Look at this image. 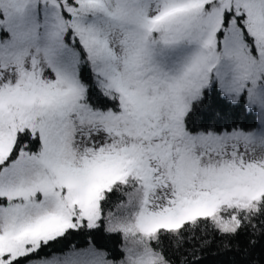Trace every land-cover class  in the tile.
Returning <instances> with one entry per match:
<instances>
[{
	"label": "snow or ice",
	"instance_id": "6c2138e0",
	"mask_svg": "<svg viewBox=\"0 0 264 264\" xmlns=\"http://www.w3.org/2000/svg\"><path fill=\"white\" fill-rule=\"evenodd\" d=\"M0 264H264V0H0Z\"/></svg>",
	"mask_w": 264,
	"mask_h": 264
}]
</instances>
